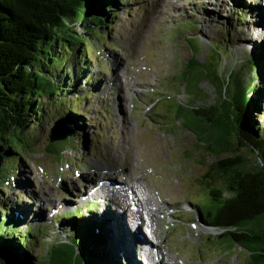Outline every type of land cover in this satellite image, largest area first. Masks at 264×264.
Here are the masks:
<instances>
[{"label":"rangeland","instance_id":"1","mask_svg":"<svg viewBox=\"0 0 264 264\" xmlns=\"http://www.w3.org/2000/svg\"><path fill=\"white\" fill-rule=\"evenodd\" d=\"M245 3L123 0L116 10L118 16L110 18L112 30L93 36L88 26L79 27L81 36L91 41L83 47L92 66L84 77L89 84L82 81L66 96L77 105L89 85L93 92L80 107L79 116L58 117L51 111L41 125H33L32 152L23 156L12 184L0 185V221H12L22 232L37 233L31 259L40 264L54 247L72 243L70 227L84 223L89 229L82 248L97 255V264H142L137 255L139 244L138 248L126 243V237L133 234H126L122 226L130 230V221L118 215L126 210L127 195L115 188L127 186L132 192L135 189L129 185L136 183L155 198L154 207L161 209L153 229L165 260L246 264L248 252L240 245L227 251L217 239L224 231L206 227L195 208L210 207L208 193L221 185L211 183L209 176L214 175L219 159L198 140L208 143L209 136L179 112L218 106L219 91L225 93L222 77L238 73L248 59L255 64V58L261 57L264 0ZM193 58L203 67L182 75ZM257 63V81L264 82V61ZM62 72L72 73L69 69ZM250 73L247 66L238 75L249 79ZM127 81L133 86L124 96L120 83ZM236 91L233 78L227 98L233 101ZM43 102L50 105L48 98ZM219 111L223 112L220 105ZM63 120L73 136L56 143L55 152L62 151L59 156L51 155L52 130ZM251 120L264 126L261 114L254 113ZM250 161L259 169L264 167L258 156ZM94 186L99 190L103 186L107 201L101 200L96 213L89 215L87 207L96 202L88 197ZM229 197L226 193L225 198ZM137 232L147 238L142 228ZM17 249L29 263L26 249Z\"/></svg>","mask_w":264,"mask_h":264},{"label":"trees","instance_id":"2","mask_svg":"<svg viewBox=\"0 0 264 264\" xmlns=\"http://www.w3.org/2000/svg\"><path fill=\"white\" fill-rule=\"evenodd\" d=\"M122 1L0 0V185L3 188L12 184L23 156L33 150V125H41L51 111L57 113L58 117L68 114L79 116L80 107L93 92V86L89 85L84 97L76 100L77 105L69 102L66 96L74 93L82 81L89 84V79L84 77L87 68L92 66L87 51H83L85 42L91 41L73 29H66L64 19L74 22L80 12L86 14L82 23L90 28V35L96 36L95 32L113 29L110 18L118 16L116 10ZM241 1L246 5L245 0ZM255 61V66L257 62L260 65L264 61V49L261 57H256ZM198 66L196 61H190L184 75ZM64 69L72 73H63ZM235 88L237 91L233 101L227 99V94L226 100L222 97V107L232 115L231 122L226 113H217V107L209 113L204 109L191 111L182 107L180 115L183 113L192 126L209 136L208 143L200 140L218 157L238 151L227 140L231 131L237 130L246 142L240 145L253 155H259L264 163V126L256 125L251 120L254 113L264 118V82L237 75ZM45 98L50 100V105H44ZM185 125L189 131L193 130L192 126ZM211 127L217 132V138L211 136ZM220 129H224L225 133ZM55 145L52 143L48 151L51 155L59 156L62 151L55 152ZM243 159L236 157L235 161L221 162L213 167L214 175H209L211 183L221 185L208 193L210 207L195 205V208L206 227L224 231L217 239L227 251L240 245L250 252L246 264H264V219L261 220L264 194L260 186H263L261 175H264V169L260 175L253 165L250 166ZM248 166L250 170L247 175L245 170ZM255 176L261 178L259 183ZM253 185L258 187L257 195L252 192ZM226 193H229V198H225ZM88 229L84 223L72 225L68 237L73 242L56 246H80L81 254L76 256L75 262L67 258V250L57 249L55 254L65 256L68 263L97 264V255L90 252L87 257L85 248H82L83 236ZM36 241V231L22 232L15 222L0 221V264H38L37 259H31L29 255L35 253ZM20 246L26 249L28 254L25 255L31 260L29 263L17 249ZM40 264H45V261Z\"/></svg>","mask_w":264,"mask_h":264},{"label":"bare ground","instance_id":"3","mask_svg":"<svg viewBox=\"0 0 264 264\" xmlns=\"http://www.w3.org/2000/svg\"><path fill=\"white\" fill-rule=\"evenodd\" d=\"M164 1H166L169 4V2L172 0H164ZM240 39L241 38H239L238 40L240 41ZM132 86L133 85L131 83H129L128 81L126 83H124V85H121V83H120V91L125 96L127 90L128 91L131 90ZM107 185L111 186L112 184L109 183ZM129 186L132 187V190L135 189V191L131 192V188H127V186H126V189H125V187L124 188L119 187V186L115 187L116 189L120 190L121 192H125L127 195V199L129 201L126 204L123 202L125 204V208H126L124 214L121 212H120L121 214H118V211H120V210H117L118 215H122L124 220L126 219V220L130 221V224H129L130 230H129V228L126 229L125 226H122V228L125 229V231H127L126 234H129L130 231L133 234V237H131V238L126 237V240L128 241L126 243L128 245L129 244L132 245V247L134 245L138 246V244H139V246L141 247L140 252L137 249V247H136V249L138 251L137 255H139L138 259L140 262H146L147 264H159L158 261L160 260V262L162 261V264H166V263L167 264H174L175 261H172L173 263H171V262L165 260L166 255L159 250L160 244L158 243L157 234H156V232H154L153 226H154L155 221L158 219V216L161 215L162 212H161V209L159 207L158 208L154 207V203L156 201L155 198L152 195L148 194L146 191L140 190V188L137 186L136 183L135 184L132 183V185H129ZM101 190H102V192H100ZM118 194H120V192H118ZM121 195H122V193H121ZM118 196H120V195H118ZM88 197H92V199L96 201V202H94V204L96 203L97 207H98L99 203L102 202L101 200L107 201V197H105L103 195V186H102V189L100 188V190H99V188L97 189L94 186L93 187V194L89 195ZM88 197H85V198H88ZM110 199L115 201V203H116L115 198L110 197ZM114 211L116 213V210H114ZM129 211H130V213H129ZM129 214H130V218H129ZM141 220L146 221L148 224V227L151 230L152 236L148 235V229L145 228L144 231L142 230V235L144 232L146 235H148L147 236L148 239L145 238V236L144 237L141 236V234L139 235V233L137 232V226L140 223L139 221H141ZM147 241H148V244H147ZM139 246H138V248H139Z\"/></svg>","mask_w":264,"mask_h":264},{"label":"water","instance_id":"4","mask_svg":"<svg viewBox=\"0 0 264 264\" xmlns=\"http://www.w3.org/2000/svg\"><path fill=\"white\" fill-rule=\"evenodd\" d=\"M76 13V12H75ZM77 15H79V14H77ZM86 17H87V15L86 14H82L81 12H80V15L78 16V17H76L77 18V20L76 21H70V20H68V19H64L65 20V23H66V25H67V28L66 29H73V30H75V31H77V32H79V27L81 26V25H84L82 22H83V20H85L86 19ZM192 60H195V58H193V59H191V61ZM197 62V61H196ZM198 63V62H197ZM189 64V63H188ZM188 64H187V66H188ZM198 67H203L202 65H200L199 63H198ZM186 66V70H187V67ZM247 66H249V68L250 69H252V73H250L251 74V77L252 78H255V79H257L258 77H257V75L255 74V65H254V61L252 60V59H248L247 61H246V64L244 65V66H242L241 68H240V70H239V72L238 73H236V74H234V72H231L229 75H228V77L227 78H224L223 79V77L222 76H220L219 75V77L218 78H220L221 79V77H222V81H223V83H224V89L223 90H225V93H222V95H221V93H220V91H219V96H220V102H219V105L221 106V108H223L222 107V104H223V99H222V97L226 100V98H225V95L227 94V92H228V90H229V87L232 85V83H233V78L235 79V77H237V75L245 68V67H247ZM186 72V71H185ZM182 75H184V73L182 74ZM239 76V75H238ZM219 79V80H220ZM200 84V83H199ZM199 86V85H198ZM220 87V86H219ZM199 88V87H198ZM199 90V89H198ZM220 90V89H219ZM224 92V91H223ZM228 99V98H227ZM229 100V99H228ZM230 101V100H229ZM219 105L217 106V105H215V107H217V113L218 114H227V111H225L224 110V108H223V112H220L219 111ZM228 106H230V104L228 105ZM215 107H212V108H215ZM212 108H209V109H204V110H206V111H208V113L211 111V109ZM202 110V109H201ZM229 110V109H228ZM212 112V111H211ZM228 117H229V120H230V122H231V120L233 121V118L231 119V114H229V112H228ZM230 122H229V125H230ZM223 125H224V122H223ZM213 128L211 127V129H210V131H212L211 132V136H213V137H215V138H217L218 137V134H217V132H215V130H212ZM224 129H225V127H224ZM224 129H220V131L222 130L223 132H224ZM225 133V132H224ZM73 136V131L71 130V129H69V127H68V125H67V121H65V120H63V121H59L57 124H56V126H55V128L52 130V134H51V143H60V142H62V141H65V140H67V139H69V138H71ZM198 140L201 142V144H202V142L203 141H201L200 140V138L198 137ZM227 140L229 141V142H231V143H233L234 144V147H233V149H238V151L237 152H229V153H225V154H223L221 157H218L217 155H215L214 153H212L209 149H208V147H207V144L205 143V145H201L203 148H205V149H207L211 154H213V155H215L218 159H219V161H218V163H217V165L216 166H218L219 165V163H225V162H229V161H235V158L236 157H243L244 159V161H248L249 163H250V166L252 165V163H251V159L252 158H254L255 156H258L259 157V155H253L252 153H250V152H248L247 153V149H246V147L245 146H243V145H245L246 144V142H245V140L243 139V137H242V135H240V133H238V131L236 130V131H234V130H232L231 131V133H230V135H228L227 136ZM240 141V142H239ZM240 143H242L243 145H240ZM259 159H260V157H259ZM261 160V159H260ZM262 161V160H261ZM263 162V161H262ZM250 166H248L247 167V170H245V172H246V174L248 175L249 174V170H250ZM255 169H256V171L258 172V173H260V175H261V173H262V169H264V167L261 169H259V168H257L256 166H253ZM256 177V176H255ZM261 177H262V181H263V186L262 185H260L261 186V188H262V190H263V194H264V175H261ZM261 178H257L256 177V181L258 182L259 180H260ZM259 183V182H258ZM259 186V187H260ZM253 187V189H252V192L253 193H255L256 195H257V192H258V187L256 186V185H253L252 186ZM263 204H264V198H263ZM264 207V206H263ZM262 217H261V220H263L264 219V211H263V213H262V215H261ZM66 244H71V243H66ZM74 247V246H73ZM64 248V249H63ZM63 248H59V247H54L51 251H50V254L48 255V258H46V260H45V264H73V263H68L67 262V259L65 258V256H59V255H56L55 254V251L57 250V249H60L61 251L63 250V251H66L67 253H68V256H67V258L69 259V260H73L74 262L76 261L75 260V258H76V256L77 255H80L81 254V249H80V247L78 248V247H74V248H72V247H63ZM244 249V248H243ZM85 250V252H86V254H87V257H88V254H89V252L86 250V249H84ZM246 250V249H245ZM247 251V250H246ZM248 252V257L250 256V252L249 251H247ZM52 256H54V258H52ZM57 256V257H56ZM248 257H247V259H248ZM55 258H57L56 260H53V259H55ZM70 262V261H69Z\"/></svg>","mask_w":264,"mask_h":264}]
</instances>
